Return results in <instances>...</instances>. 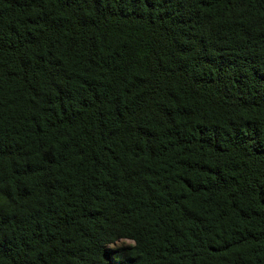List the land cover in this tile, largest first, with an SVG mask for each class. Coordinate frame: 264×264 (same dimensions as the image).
<instances>
[{"label":"trees","instance_id":"obj_1","mask_svg":"<svg viewBox=\"0 0 264 264\" xmlns=\"http://www.w3.org/2000/svg\"><path fill=\"white\" fill-rule=\"evenodd\" d=\"M0 264H264V0H0Z\"/></svg>","mask_w":264,"mask_h":264},{"label":"clouds","instance_id":"obj_2","mask_svg":"<svg viewBox=\"0 0 264 264\" xmlns=\"http://www.w3.org/2000/svg\"><path fill=\"white\" fill-rule=\"evenodd\" d=\"M137 244V241L134 238L131 237H121V241L118 242L117 247L125 248V247H135ZM109 247H113L112 245H109ZM115 249V247H113Z\"/></svg>","mask_w":264,"mask_h":264}]
</instances>
